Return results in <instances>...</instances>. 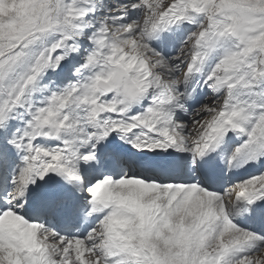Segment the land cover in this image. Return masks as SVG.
Masks as SVG:
<instances>
[{
	"label": "snow or ice",
	"instance_id": "1",
	"mask_svg": "<svg viewBox=\"0 0 264 264\" xmlns=\"http://www.w3.org/2000/svg\"><path fill=\"white\" fill-rule=\"evenodd\" d=\"M0 264H264V0H0Z\"/></svg>",
	"mask_w": 264,
	"mask_h": 264
}]
</instances>
